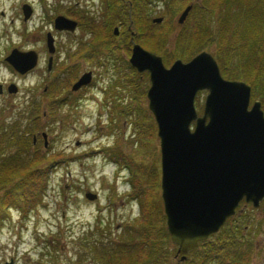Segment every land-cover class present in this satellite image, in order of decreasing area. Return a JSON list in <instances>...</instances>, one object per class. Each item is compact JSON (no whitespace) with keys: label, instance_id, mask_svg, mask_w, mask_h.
<instances>
[{"label":"rangeland","instance_id":"374dc122","mask_svg":"<svg viewBox=\"0 0 264 264\" xmlns=\"http://www.w3.org/2000/svg\"><path fill=\"white\" fill-rule=\"evenodd\" d=\"M126 2L129 5L128 1ZM23 4H28L32 9V15L25 23L21 12ZM121 4L123 6L122 2ZM68 7L79 8L85 12L86 20L92 22L93 19L97 30L104 32L109 24L105 23L104 19L99 22L96 0H0V85L4 87L2 95L0 94V128L4 123L11 126L19 124L22 120L26 122L27 117H19L22 109L25 110L31 101L36 105L37 100L41 99L44 117L42 121L49 127L47 130L52 132L41 133V143H45L43 133L47 142L43 150L50 145L51 151L61 153L65 160V163L51 174L44 201L46 206L39 207L31 214L29 221L24 223L18 213L13 211L9 221L0 229V264L10 260L13 264H89V260H85L83 249L86 240L93 237L90 235L91 230L87 234L85 232L93 229L96 219L100 218L103 224L109 225L106 227L108 236L114 238L120 230L122 231V226L133 223L138 218L139 204L136 200L129 201L127 195L131 192L129 180L132 172L126 167L125 158H121V162L110 158L109 148L120 151L123 157L132 158L136 164L146 167L148 171L159 172L160 178V150L156 129L153 136L145 135L141 146L138 147L135 135L138 129L131 124L133 120L145 125L150 123V120L140 114L141 111L152 116L147 107L146 96H141L140 89L132 92L127 87H115L114 84L120 75L116 73L117 60L104 69L95 65V62L99 63L101 59L93 62H86L80 57L69 59L66 49L73 50L83 39H86L87 43L91 34L84 31L79 21L74 33L54 30L53 18L63 15L60 13L63 8L70 10ZM183 10L173 17L176 26L169 38L168 49L173 48V36L179 26L177 19ZM117 17L120 21L119 17L124 19L125 16L123 13V16L117 14ZM155 18L160 17L158 15L153 19ZM118 20H110L108 16L107 22L113 25L112 31L114 28H117L118 32L122 30L123 25H119ZM123 23L124 21H121V24ZM47 33H51L55 42L53 63L49 71V53L45 39ZM130 36L133 37L131 34ZM12 49L37 53L38 63L35 69L25 75L14 72L4 60ZM66 59L72 61L68 62ZM62 60L67 62L64 66L67 69H59ZM87 71L95 73V86L79 97H72L71 92L74 91H71L70 87L65 89L56 97L66 99L69 105L55 108L53 119L47 117L43 110L45 99L42 94L47 92L48 85L66 81L69 73L77 76L72 82L74 84ZM11 84L17 87L14 94L8 93V86ZM206 94L207 92L202 91L195 97L194 105L199 115L202 113ZM252 102L250 98V104ZM126 105L137 107L140 111L130 114ZM152 121L154 123L153 117ZM50 126L53 128L50 129ZM37 138L36 135L32 136V145L36 144ZM142 184L146 185L145 182ZM88 192L97 195V198L94 201L87 200L85 194ZM157 194L160 198V186ZM239 210H245L247 218H253L257 212L249 206L237 207L235 213ZM237 217L241 218V221L245 220L244 215ZM256 217L257 215L255 219ZM245 222L247 223V219ZM230 223L228 225H231V233L237 235L238 222ZM246 223L242 221L243 225ZM251 226H255V220ZM218 232L203 241L209 237L213 240ZM99 236L96 233L94 237L98 239ZM55 246L58 249L56 252ZM174 247L171 242L167 252H164L170 253L168 261L173 256ZM164 253V256H168ZM162 260L165 261L166 258L163 257ZM189 260L190 264H193L192 258ZM187 261L179 264H187Z\"/></svg>","mask_w":264,"mask_h":264},{"label":"trees","instance_id":"16d2710c","mask_svg":"<svg viewBox=\"0 0 264 264\" xmlns=\"http://www.w3.org/2000/svg\"><path fill=\"white\" fill-rule=\"evenodd\" d=\"M106 1L111 20L112 0ZM116 1V13L118 16H123L124 13L125 16L122 20L123 28L118 36L113 34L111 23L103 32L97 30L93 19L92 22L86 20L85 12L74 13L62 9L61 14L78 20L84 31L91 34L87 43L86 39H83L73 50L66 49L69 59L80 57L86 62H93L103 58L105 53H116V73L120 75L114 84L115 87H127L132 92L140 89L139 93L145 97L149 85L148 74L137 73L127 60L133 42L161 56L166 67L175 60L187 62L198 53L206 51L215 59L224 79L242 81L250 87L251 101H259L264 113V0ZM188 5H191L188 16L175 31L173 48L168 49L169 38L176 26L173 17ZM158 15L163 18V22L153 25L152 19ZM130 23L131 31L134 33L133 41H130L128 30ZM69 59L66 61L71 62ZM66 61L62 60L59 63V69L62 70L67 64ZM76 77L69 73L66 81L48 85L47 92L42 94L45 99L43 110L47 117L53 119L55 108L60 109L64 105H69L66 99H58L60 97L56 96L69 88ZM36 103L34 105L31 101L25 110L22 109V116L19 117H27L26 122L22 120L19 124L11 126L4 123L0 128V229L9 221L13 211L18 213L24 223L29 221L31 214L39 207L46 206L44 201L51 174L65 163L63 155L52 152L50 145L43 150L40 135L42 132L47 134L52 132L47 130L49 127L47 128L42 121L44 117L41 99ZM121 106L125 107L123 104ZM126 106L130 114L140 111L137 107ZM140 114L150 120V123L145 125L135 120L131 121L138 129L135 133L138 147L141 146L145 135L153 136L156 129L152 116L141 111ZM51 126L50 129L53 128ZM35 135L38 137L37 142L32 145V136ZM108 150L111 153L110 158L117 160L116 162H121V158L127 160L126 167L132 172L129 180L131 192L127 195L129 201L136 200L139 204L138 218L133 223L122 226V231L120 230L114 238L108 236L106 227L109 225L103 224L100 218L96 219L93 229L85 232L87 234L91 230L90 235L93 237L86 240L83 249L85 260L88 259L89 264L170 263L168 261L170 253H164L169 249L171 241L166 229L161 199L157 194L159 172L148 171L146 167L136 164L132 158L123 157L118 150L114 151L111 148ZM142 182L146 185L143 186ZM226 224L220 228L211 245L204 249L209 259H230L226 254L230 250L223 248L225 242L231 241L228 235L232 234V230L228 229ZM96 233L100 238L94 237ZM57 250L55 246V252ZM163 253L168 256H164ZM163 257L166 258L165 261L162 260ZM188 263L190 264L189 258Z\"/></svg>","mask_w":264,"mask_h":264},{"label":"water","instance_id":"95a60500","mask_svg":"<svg viewBox=\"0 0 264 264\" xmlns=\"http://www.w3.org/2000/svg\"><path fill=\"white\" fill-rule=\"evenodd\" d=\"M190 9L183 10L178 24L184 23ZM21 11L26 22L32 9L23 4ZM161 22L162 18L152 21ZM53 27L73 33L77 23L60 15L54 18ZM113 32L118 35L117 28ZM46 47L49 71L55 52L51 33L46 35ZM4 60L25 75L36 67L38 55L12 49ZM128 63L137 73H148L146 99L159 139V186L166 229L177 255L185 259L200 241L219 231L243 199L256 207L264 197V113L259 101L250 104V87L224 79L206 51L188 62L178 59L165 67L160 56L133 44ZM90 82L91 72H86L71 91ZM202 91L207 94L199 115L194 101ZM16 92L15 85L8 86V93ZM42 137L46 147V135ZM85 198L94 201L97 195L88 192Z\"/></svg>","mask_w":264,"mask_h":264},{"label":"flooded vegetation","instance_id":"af4514ba","mask_svg":"<svg viewBox=\"0 0 264 264\" xmlns=\"http://www.w3.org/2000/svg\"><path fill=\"white\" fill-rule=\"evenodd\" d=\"M106 2H107L106 0H96V6H97L96 12L98 15L97 18L100 20L99 22H101V20L103 22V19H104V22L108 24L111 22H107L108 11H107ZM116 5H117V1L112 0L111 7L113 11H112V15L110 16H112L114 20H118L117 13H116ZM68 9H70L68 11L74 12V13L82 12L79 8H75V7H71V8L68 7ZM119 18H120L119 25H122L121 21L123 19L121 17ZM75 21H77L78 23V20H75ZM101 60L102 61H100L99 63L96 61L95 65H99V67L105 69L107 65L114 64L116 60V53H105L104 57L101 58ZM91 72H92L91 83L87 87H83L77 92H71L73 94L72 97H79L83 94L85 95L89 89L95 86V81H94L95 73L93 71ZM72 84L73 83H71V85ZM71 85H70V88H71ZM3 90H4V87L0 85L1 95L3 93ZM240 206L241 207L243 206L245 208L247 206L254 208L253 211L254 212L257 211L255 213L257 217L255 219V215H254L253 218H247V216L245 215L246 211L239 210L237 214L235 213L234 216L226 219L224 224L227 223L226 225L228 226V229H231V225H228V224H231L230 222H234V223L238 222L237 224L239 226V228H237L239 232H236L238 234L237 235L231 234L230 235L231 241H229L227 244L226 243L224 244V247L230 250L226 253L230 257V259H224V260L209 259V257L207 256L208 253L204 252V249L208 248V246L211 245L212 237H209V239H207L206 241H200L197 244V247L193 251L188 252L186 254L185 259H182L181 255H177V246L174 245L175 253L173 254V256L170 257L171 258V260H169L170 264H179L180 262L188 260V258H192L191 261H193V264H204V262L205 264H264V197H261L256 207H253L252 203H246L244 199L240 202L239 207ZM240 215H244L245 220L247 219V223L245 222V220H242L243 223H246V224L243 225L242 221L240 220L241 218L239 219L237 217ZM254 220H255V226L252 227L251 224L253 223ZM240 225H242L243 227H241ZM234 257H238V259L235 260Z\"/></svg>","mask_w":264,"mask_h":264}]
</instances>
